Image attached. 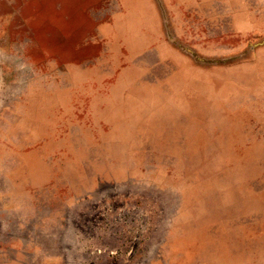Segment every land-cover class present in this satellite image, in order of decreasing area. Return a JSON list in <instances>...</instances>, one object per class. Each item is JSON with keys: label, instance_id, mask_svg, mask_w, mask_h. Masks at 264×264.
<instances>
[{"label": "rangeland", "instance_id": "374dc122", "mask_svg": "<svg viewBox=\"0 0 264 264\" xmlns=\"http://www.w3.org/2000/svg\"><path fill=\"white\" fill-rule=\"evenodd\" d=\"M0 264H264V0H0Z\"/></svg>", "mask_w": 264, "mask_h": 264}]
</instances>
